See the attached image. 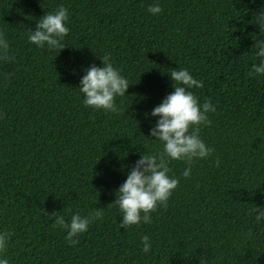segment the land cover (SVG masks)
I'll use <instances>...</instances> for the list:
<instances>
[{
	"label": "trees",
	"instance_id": "16d2710c",
	"mask_svg": "<svg viewBox=\"0 0 264 264\" xmlns=\"http://www.w3.org/2000/svg\"><path fill=\"white\" fill-rule=\"evenodd\" d=\"M163 11L153 15L149 5ZM68 9L66 46L30 43L41 16ZM264 0H0V32L15 61H0V233L11 232L0 258L9 264H264V75H249L264 28ZM59 52V53H58ZM130 86L118 113L85 107L81 77L101 57ZM187 69L210 101L203 142L214 149L172 160L179 186L152 222L120 227L116 191L141 155L163 143L151 137V110L171 93L170 72ZM11 74L5 80V74ZM220 163L217 167L216 159ZM97 208L71 246L55 216ZM54 213L55 215H52ZM251 233V235H249ZM151 242L143 251L141 237Z\"/></svg>",
	"mask_w": 264,
	"mask_h": 264
},
{
	"label": "clouds",
	"instance_id": "9594fccd",
	"mask_svg": "<svg viewBox=\"0 0 264 264\" xmlns=\"http://www.w3.org/2000/svg\"><path fill=\"white\" fill-rule=\"evenodd\" d=\"M148 11L157 15L163 9L159 4H153L149 5ZM68 20V9L63 5L53 13L44 14L36 22L35 29L29 32V42L40 48L47 45L49 49L60 51L66 46L62 41L69 33V28L66 26ZM257 22L261 28H264V13L257 17ZM256 47L258 48L256 55L264 57V40H257ZM100 59L103 66L98 67L95 64L89 66L81 77L78 88L84 94L85 107L118 113L120 109L115 99L117 96H125L130 84L113 65L110 54ZM0 61H15L3 32H0ZM253 74L264 75V61L252 66L249 75ZM10 75V73L5 74V80ZM170 79L174 90L151 110V115L158 119L155 126L150 129V135L163 143V149L155 155H141L129 170L126 180L116 191V199L113 203L118 205L122 213L120 227L124 229L139 225L141 222L150 224L151 213L156 212L158 207L167 208L169 198L179 186V179L169 175L170 161H185L188 167L184 169L182 175L184 178H189L195 160L208 158L214 152L213 148L203 142L200 130L202 126L211 125L212 121L208 118V113H214L216 108L210 101H205L201 105L198 97L190 91L193 87L202 88L203 82L194 79L184 68L171 71ZM219 163L217 158L215 161L217 167ZM252 213H255L257 222L264 218V208L260 206L256 205L250 209L249 214ZM103 218L102 208H97L83 217L75 213L70 221H66L64 216L56 215L52 227L67 230L65 239L71 246H75L79 243L75 238L86 232L94 221ZM11 235V232L0 233V253L6 251ZM141 242L143 251L148 253L152 247L149 237L143 235ZM0 264H9V260L0 258ZM200 264H206V261L200 259Z\"/></svg>",
	"mask_w": 264,
	"mask_h": 264
}]
</instances>
